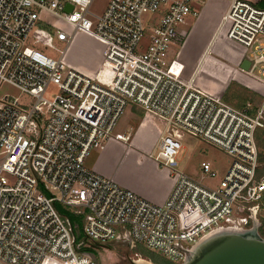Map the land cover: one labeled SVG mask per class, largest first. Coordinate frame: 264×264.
I'll return each instance as SVG.
<instances>
[{
	"label": "built area",
	"instance_id": "built-area-1",
	"mask_svg": "<svg viewBox=\"0 0 264 264\" xmlns=\"http://www.w3.org/2000/svg\"><path fill=\"white\" fill-rule=\"evenodd\" d=\"M93 2L0 0V87L10 85L34 100L30 106L8 96L0 101V264H97L92 245L115 243L131 250L144 246L185 264L217 230H264V163L257 143L264 100L236 109L197 88L195 76L184 79V65L168 58L180 27L197 16L195 0H108L99 17L90 13ZM159 12L154 36L141 47L143 16ZM38 25L66 44L57 59L26 46ZM220 30L252 51L246 73L264 85V9L231 0ZM77 33L104 47L96 76L64 59ZM52 36L35 37L45 48ZM51 88L58 92L54 97L48 95ZM130 106L165 124L155 160L172 171L175 185L162 205L86 167ZM184 135L231 159L217 188L176 171ZM131 137L127 132L120 141ZM201 168L211 178L219 176L210 163Z\"/></svg>",
	"mask_w": 264,
	"mask_h": 264
},
{
	"label": "rangeland",
	"instance_id": "rangeland-1",
	"mask_svg": "<svg viewBox=\"0 0 264 264\" xmlns=\"http://www.w3.org/2000/svg\"><path fill=\"white\" fill-rule=\"evenodd\" d=\"M252 3L255 7L264 9V0H247ZM108 0H94L90 13L94 16H101L107 6ZM194 7L201 8L200 2H196ZM162 13L147 14L143 16V23L145 26V39L141 43V47H146L150 39L154 36V30L160 23ZM189 20H192L189 18ZM55 21V19H53ZM59 29L70 32V27L63 22L57 23ZM188 25V24H187ZM42 32L54 34L53 42L51 45H45L43 48L37 37ZM35 35V36H34ZM55 31H51L43 25H38L32 32L26 46L37 49L38 51L50 56L53 59H57L59 51H63L66 48L65 43H60L55 40ZM226 31L222 30L221 35L215 39V42L211 46L209 54L204 59V62L199 70L195 86L201 88L211 95L221 98L225 103L233 106L236 109H242L248 102L252 101V94L244 89L242 86V79L247 81L252 80L249 77L236 76L235 69L231 68V57L235 56H246L249 57L251 52L243 49L242 47L231 46L230 42L227 41ZM225 39V41H224ZM230 43V44H229ZM237 46V45H236ZM103 45L87 34H77L73 38L72 42L67 47L65 55V61L67 63L72 62L74 59L80 62H87L94 59L97 54H100ZM142 49V48H141ZM180 50V43H172L169 48V61L176 59L177 53ZM233 78V80H232ZM235 80V81H234ZM58 92L51 88L48 91L50 97H54ZM13 97L18 99L22 104L30 106L34 103V100L27 95L22 94L16 88L4 84L0 87V101L5 97ZM137 109L136 111H134ZM144 116H151L142 109L134 106H130L124 115L119 120L116 129L113 134V141L115 144L109 150L112 164L109 166L108 162L103 161L102 166L115 169L116 180H123L132 182L127 175L129 170L134 168L138 170L134 162L137 160V152L143 151L142 145H148L152 138L153 131H149V135L140 137L137 133L138 124L144 118ZM153 117V116H152ZM156 118V117H155ZM157 120V119H156ZM160 120V119H159ZM161 126L158 122L161 134L164 130L165 124L162 120ZM132 129V130H131ZM127 130H131L134 137L131 139L129 145H133L135 149L126 151L120 141V137ZM138 136V137H137ZM151 143V142H150ZM181 150L177 156V172L183 173L193 180L201 183L203 186L208 188H217L219 186L220 179L223 177L225 171L229 167L231 159L222 151L217 148L193 137L190 135H184L181 139ZM257 143L260 148V155L264 156V131L259 130L257 132ZM130 146V147H131ZM99 151H92L86 162V167L89 169L94 168L95 161L98 159ZM140 153V152H139ZM138 153V154H139ZM202 163H210L213 171L219 175L217 178H211L208 174L202 172ZM113 165V167H112ZM94 170V169H93ZM164 170V169H163ZM164 174L169 178L172 175V171L167 169ZM172 180V179H171ZM175 181V179H174ZM264 235V230H261ZM84 237H81V240ZM109 249L93 250L94 257H96L97 264H131L133 260L140 258L135 257L138 254L141 258L152 262L153 264H177L167 260L162 254L156 251L147 250L144 246H138L137 249L131 250L128 245L122 243H115L109 246ZM89 249V250H90Z\"/></svg>",
	"mask_w": 264,
	"mask_h": 264
},
{
	"label": "crops",
	"instance_id": "crops-1",
	"mask_svg": "<svg viewBox=\"0 0 264 264\" xmlns=\"http://www.w3.org/2000/svg\"><path fill=\"white\" fill-rule=\"evenodd\" d=\"M196 2H200L201 6L203 7L199 9L197 7L195 8L197 11V16L190 18L192 20L188 19L186 24L180 27L179 39L176 41V43H180V50L177 53L176 59L184 65V79L189 80L192 76H195V81L197 80L196 78L198 77L199 70L204 62V59L209 54L211 46L215 42V39L222 33L220 30L221 21L229 9L231 0H195L194 4H197ZM230 45L238 47L233 43ZM103 51L104 47L102 48L100 54H97L93 60L87 61L85 63L75 59L72 62L69 60V63H66L79 72L90 76H96L103 64ZM231 60L232 62L230 66L231 68L235 69L236 76L249 77L252 79L250 81L242 79V86L252 94L253 97L252 101L250 102L256 106H259L264 100V85L241 70L242 66L245 64V61L248 60V57L245 55L239 57L232 56ZM136 110L137 109L134 111ZM158 122L161 126V121L154 116L152 117L151 115L144 116V118L138 124L137 133L140 137L147 135L149 131H153L149 144H143L141 147L143 151H139L140 153L137 152L133 145H129L131 141L129 143H123L122 141H119V143L127 147L125 148L126 151L135 149L137 154V160L134 162V164L138 170H135L134 168L132 169L131 167V170H129L127 174L130 175L129 178L132 180V182L116 180V175H113V173H115L113 165L112 170L102 166L103 161L108 162L109 166L112 164L109 149L117 144L112 140L113 137L106 143L104 148L98 152L99 156L95 161L93 168L94 170L88 169L101 176L113 180L121 187L134 192L138 196L153 204H164L168 200L174 188L175 181L172 175H170V178L172 179L171 180L164 174V171L167 169L161 167L160 164L155 160V153L157 151L159 138L161 136V130L159 129V125H157ZM131 130H127L124 132V134L131 132ZM134 135L132 134L131 139L134 137Z\"/></svg>",
	"mask_w": 264,
	"mask_h": 264
},
{
	"label": "water",
	"instance_id": "water-1",
	"mask_svg": "<svg viewBox=\"0 0 264 264\" xmlns=\"http://www.w3.org/2000/svg\"><path fill=\"white\" fill-rule=\"evenodd\" d=\"M68 11H72L70 5ZM250 62L241 70L248 72ZM109 246L92 245V249H109ZM185 264H264V239L250 234L226 233L202 243Z\"/></svg>",
	"mask_w": 264,
	"mask_h": 264
},
{
	"label": "bare ground",
	"instance_id": "bare-ground-1",
	"mask_svg": "<svg viewBox=\"0 0 264 264\" xmlns=\"http://www.w3.org/2000/svg\"><path fill=\"white\" fill-rule=\"evenodd\" d=\"M226 233H236L233 229H229V230H217L216 232H214V233H212V234H210V235H208L207 237H205L202 241H201V243L199 244V245H201L202 243H204V242H206V241H208L209 239H212V238H214V237H216V236H219V235H222V234H226ZM240 234V233H239ZM198 245V246H199ZM198 246H197V248H198ZM137 264H153L152 262H150V261H148V260H145V259H143V258H140V259H138V261L136 262Z\"/></svg>",
	"mask_w": 264,
	"mask_h": 264
},
{
	"label": "trees",
	"instance_id": "trees-1",
	"mask_svg": "<svg viewBox=\"0 0 264 264\" xmlns=\"http://www.w3.org/2000/svg\"><path fill=\"white\" fill-rule=\"evenodd\" d=\"M260 161H261V163H264V156L261 154V156H260ZM60 211V213L61 214H64V213H66V212H64V211H62V210H59ZM65 215V214H64ZM68 217H70L71 218V220H73V217H71V216H69V215H67ZM92 254H93V250L92 249H90L89 250ZM94 255V254H93Z\"/></svg>",
	"mask_w": 264,
	"mask_h": 264
},
{
	"label": "flooded vegetation",
	"instance_id": "flooded-vegetation-1",
	"mask_svg": "<svg viewBox=\"0 0 264 264\" xmlns=\"http://www.w3.org/2000/svg\"><path fill=\"white\" fill-rule=\"evenodd\" d=\"M255 235L258 236V237H260V238H262V239H264V235H262L261 232L255 233ZM136 262H137V260H133V262H131V264H137Z\"/></svg>",
	"mask_w": 264,
	"mask_h": 264
}]
</instances>
